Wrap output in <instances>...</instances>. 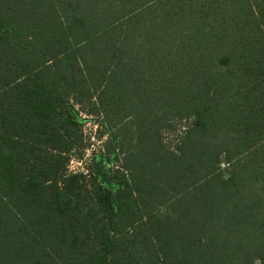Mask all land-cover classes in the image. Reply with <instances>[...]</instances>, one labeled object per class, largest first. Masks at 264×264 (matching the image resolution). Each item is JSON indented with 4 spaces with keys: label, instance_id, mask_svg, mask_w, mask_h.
Masks as SVG:
<instances>
[{
    "label": "trees",
    "instance_id": "obj_1",
    "mask_svg": "<svg viewBox=\"0 0 264 264\" xmlns=\"http://www.w3.org/2000/svg\"><path fill=\"white\" fill-rule=\"evenodd\" d=\"M0 264H264V0H0Z\"/></svg>",
    "mask_w": 264,
    "mask_h": 264
},
{
    "label": "rangeland",
    "instance_id": "obj_2",
    "mask_svg": "<svg viewBox=\"0 0 264 264\" xmlns=\"http://www.w3.org/2000/svg\"><path fill=\"white\" fill-rule=\"evenodd\" d=\"M82 111L80 115L86 118L81 124L83 146L71 153L67 162V172L88 175L91 159L94 155L98 154L99 160L105 161L106 168L117 163L113 152L116 151L114 145L119 132L113 123H101L104 121L101 116L88 115ZM185 126L184 120L177 121L175 130L164 134L166 140L170 143L176 142Z\"/></svg>",
    "mask_w": 264,
    "mask_h": 264
}]
</instances>
